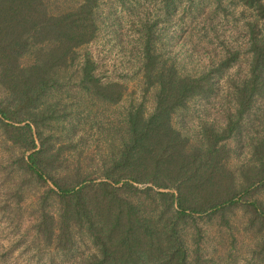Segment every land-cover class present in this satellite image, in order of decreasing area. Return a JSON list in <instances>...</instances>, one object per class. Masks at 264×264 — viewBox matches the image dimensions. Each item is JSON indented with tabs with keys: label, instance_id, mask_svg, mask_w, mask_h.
I'll list each match as a JSON object with an SVG mask.
<instances>
[{
	"label": "trees",
	"instance_id": "trees-1",
	"mask_svg": "<svg viewBox=\"0 0 264 264\" xmlns=\"http://www.w3.org/2000/svg\"><path fill=\"white\" fill-rule=\"evenodd\" d=\"M98 1L83 0L55 12L51 0H0L1 135L20 149L19 169L48 186L40 198L37 234L66 251H78L80 241L93 245L94 251L76 264H191L187 225L197 230L199 217L212 220L239 205L238 194L249 195L252 187L264 184L263 176L238 189L228 166V141L264 96V0H232L252 12L246 23L248 74L231 89L234 117L221 128L203 125L199 144L174 123L190 100L215 93L241 49L207 71L183 74L148 40L143 79L146 93L156 89L154 108L130 104L124 131L97 170L63 160L54 123L67 120L48 98L76 69L81 92L109 104L123 100L124 85L103 81L92 56L80 53L97 36ZM256 139L252 161L264 164V134ZM53 197L57 212L49 202ZM251 206L254 217L263 220L264 203L255 199Z\"/></svg>",
	"mask_w": 264,
	"mask_h": 264
},
{
	"label": "rangeland",
	"instance_id": "rangeland-1",
	"mask_svg": "<svg viewBox=\"0 0 264 264\" xmlns=\"http://www.w3.org/2000/svg\"><path fill=\"white\" fill-rule=\"evenodd\" d=\"M82 1L51 0V8L60 12ZM96 10L97 36L80 53L92 56L103 81L124 85L125 96L120 103H106L80 91L79 71L62 73L68 76L48 99L58 104L57 114L67 120L54 123L56 148L62 150L64 161H81L84 168L97 169L124 131L130 104L144 102L148 111L153 110L156 89L146 93L143 79L148 40L163 60L175 61L183 74L207 71L241 49L238 60L218 80L215 93L190 100L174 116V123L192 144H199L203 125L221 128L234 117L233 82L246 77L251 61L245 43L250 10L232 0H99ZM263 134L264 96L244 120L241 132L228 141L232 148L228 166L239 180L238 189L264 176V164L252 161L253 145ZM20 154L0 131V264H76L94 251L93 245L80 241L78 251L76 247L66 251L47 244L37 234L34 227L42 210L40 198L48 186L19 169L16 160ZM251 191L246 196L238 194L239 205L227 207L212 220L199 217L197 230L195 225H187L191 264H264V219L255 218L251 206L255 199L264 203V184ZM49 202L57 212L56 198Z\"/></svg>",
	"mask_w": 264,
	"mask_h": 264
}]
</instances>
